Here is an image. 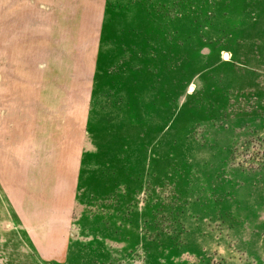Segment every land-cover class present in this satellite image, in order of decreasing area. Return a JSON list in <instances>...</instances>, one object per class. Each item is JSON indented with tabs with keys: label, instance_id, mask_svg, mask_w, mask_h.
Wrapping results in <instances>:
<instances>
[{
	"label": "rangeland",
	"instance_id": "374dc122",
	"mask_svg": "<svg viewBox=\"0 0 264 264\" xmlns=\"http://www.w3.org/2000/svg\"><path fill=\"white\" fill-rule=\"evenodd\" d=\"M0 264H264V0H0Z\"/></svg>",
	"mask_w": 264,
	"mask_h": 264
},
{
	"label": "crops",
	"instance_id": "0c3cea01",
	"mask_svg": "<svg viewBox=\"0 0 264 264\" xmlns=\"http://www.w3.org/2000/svg\"><path fill=\"white\" fill-rule=\"evenodd\" d=\"M14 2H16V0H14ZM19 9H20V7H18V5L15 7V9H14V11H15V13H14V19L16 20V13L19 11ZM68 244V243H67ZM67 249V251H68V248H66ZM65 249V250H66ZM67 251H65V253H64V256L65 255H67Z\"/></svg>",
	"mask_w": 264,
	"mask_h": 264
}]
</instances>
